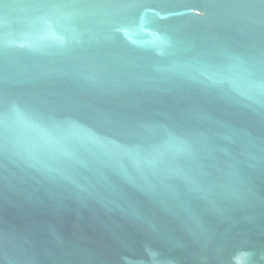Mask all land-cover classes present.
Wrapping results in <instances>:
<instances>
[{
    "label": "water",
    "instance_id": "obj_1",
    "mask_svg": "<svg viewBox=\"0 0 264 264\" xmlns=\"http://www.w3.org/2000/svg\"><path fill=\"white\" fill-rule=\"evenodd\" d=\"M0 264H264V0H0Z\"/></svg>",
    "mask_w": 264,
    "mask_h": 264
}]
</instances>
